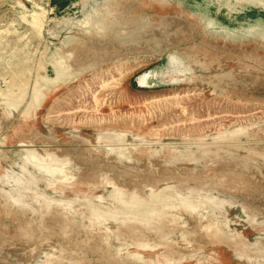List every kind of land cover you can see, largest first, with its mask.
Returning a JSON list of instances; mask_svg holds the SVG:
<instances>
[{
	"label": "rangeland",
	"instance_id": "1",
	"mask_svg": "<svg viewBox=\"0 0 264 264\" xmlns=\"http://www.w3.org/2000/svg\"><path fill=\"white\" fill-rule=\"evenodd\" d=\"M0 264H264V0H0Z\"/></svg>",
	"mask_w": 264,
	"mask_h": 264
}]
</instances>
